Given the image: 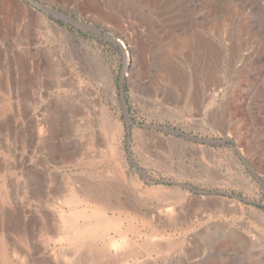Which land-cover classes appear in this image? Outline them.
<instances>
[{"label":"rangeland","instance_id":"obj_1","mask_svg":"<svg viewBox=\"0 0 264 264\" xmlns=\"http://www.w3.org/2000/svg\"><path fill=\"white\" fill-rule=\"evenodd\" d=\"M0 243L264 264V0H0Z\"/></svg>","mask_w":264,"mask_h":264},{"label":"bare ground","instance_id":"obj_2","mask_svg":"<svg viewBox=\"0 0 264 264\" xmlns=\"http://www.w3.org/2000/svg\"><path fill=\"white\" fill-rule=\"evenodd\" d=\"M157 1V0H156ZM147 3V2H146ZM151 4V3H150ZM150 6V5H149ZM230 11V10H229ZM190 41V40H189ZM187 44V43H186ZM244 60V59H243ZM229 62V61H228ZM206 80V79H205ZM209 85V84H208ZM97 106V105H96ZM97 115V113H95ZM99 114H100V121L103 122L104 124H107L109 123V116L107 115V113L102 109L100 108L99 109ZM93 188L89 189L88 187L86 186H83L80 190V194L82 195V197H91V198H96L98 199L96 196L98 195L97 193L99 192V190L97 188H95L93 191H92ZM167 214V213H166ZM169 214V213H168ZM171 217V216H170ZM172 219V217H171ZM69 220V219H68ZM67 219H65V221H68ZM102 220V219H101ZM177 220V219H176ZM104 223H103V220L100 222L98 221L94 226H81L80 228H74V224L72 227V229L76 230V232H78L77 230H81V234H88L89 236H91V239L90 241L92 242L96 236H97V229L100 228V226H102ZM105 225V224H104ZM123 239V238H122ZM126 239V238H125ZM124 239V240H125ZM127 243V242H126ZM89 249V248H88ZM87 249V250H88ZM154 249V248H153ZM6 250L4 248V246L2 245V243H0V264H3V261L5 260L7 254H6ZM95 256V255H94ZM99 258V257H98Z\"/></svg>","mask_w":264,"mask_h":264},{"label":"water","instance_id":"obj_3","mask_svg":"<svg viewBox=\"0 0 264 264\" xmlns=\"http://www.w3.org/2000/svg\"><path fill=\"white\" fill-rule=\"evenodd\" d=\"M35 6H36L37 8H39V9H40L42 12H44L45 14H52V15H54V16H55L56 18H58V19L66 20V21H70V22H72L73 24H75V25H77V26H82L83 28L88 29V27H87L85 24L81 23V22L74 21L73 19L68 18L67 16H64V15L58 14V13H56V12L50 10V9L43 8V7H41V6L37 5V4H35ZM92 29H93V28H92Z\"/></svg>","mask_w":264,"mask_h":264}]
</instances>
